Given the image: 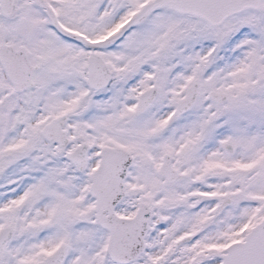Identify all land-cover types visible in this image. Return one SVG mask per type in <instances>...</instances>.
<instances>
[{
	"label": "snow or ice",
	"instance_id": "6c2138e0",
	"mask_svg": "<svg viewBox=\"0 0 264 264\" xmlns=\"http://www.w3.org/2000/svg\"><path fill=\"white\" fill-rule=\"evenodd\" d=\"M0 264H264V0H0Z\"/></svg>",
	"mask_w": 264,
	"mask_h": 264
}]
</instances>
